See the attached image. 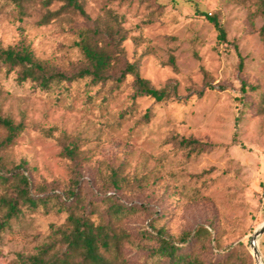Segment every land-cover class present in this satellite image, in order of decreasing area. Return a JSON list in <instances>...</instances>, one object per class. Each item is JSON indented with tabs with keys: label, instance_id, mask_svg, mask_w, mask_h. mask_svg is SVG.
<instances>
[{
	"label": "rangeland",
	"instance_id": "obj_1",
	"mask_svg": "<svg viewBox=\"0 0 264 264\" xmlns=\"http://www.w3.org/2000/svg\"><path fill=\"white\" fill-rule=\"evenodd\" d=\"M78 2L92 21L115 18L125 37L123 59L136 64L153 88L171 84L176 94L161 103L132 98L128 75L118 88H92L90 99L85 81L68 93H45L32 83L19 84L13 72H0V115L24 125L14 145L1 151L3 163L9 170L21 166L32 197L49 198L46 206L23 207L11 228L0 233V264H20L36 254L52 226L65 222L59 203L74 186L85 204L97 203L101 212L107 195L132 207L120 223L128 234L124 264H153L149 252L157 230L178 241L199 225L214 240L207 248L187 249L205 263L224 259L227 247L238 243L252 256L250 238L264 224V15L255 16L247 0ZM22 5L20 13L15 0H0V49L23 40L37 61L76 73L81 56L74 43L91 25L75 12L42 24L60 2L48 9L41 0ZM205 15L218 19L225 42ZM63 134L79 139L88 161L61 158ZM181 137L209 146L191 152L173 141ZM112 172L125 182L102 187ZM15 182L0 185V197L13 196ZM255 247L264 264V233ZM247 264L257 263L252 256Z\"/></svg>",
	"mask_w": 264,
	"mask_h": 264
},
{
	"label": "trees",
	"instance_id": "obj_2",
	"mask_svg": "<svg viewBox=\"0 0 264 264\" xmlns=\"http://www.w3.org/2000/svg\"><path fill=\"white\" fill-rule=\"evenodd\" d=\"M22 1L15 0L20 13L24 8ZM247 1L254 7L255 16L264 15V0ZM55 2H60L61 7L55 12L47 11L41 21L42 24L62 14L75 12L85 23L91 25L78 32L77 41L74 43L81 56L79 70L72 75H66L49 68L37 61L30 47L21 40L16 46L0 49V72H13L17 75L16 80L19 84L32 83L37 90L45 93L55 90L68 93L72 85L85 81V91L90 99L92 97H89L88 93L92 88L101 89L108 84L118 88L128 75L133 79L132 98L147 97L155 103H161L176 94V87L171 84L161 89L153 88L140 76L136 64L123 59L121 44L125 37L115 18L109 16L110 23H103L101 19L92 21L78 0H41L46 9ZM205 16L216 29L218 40L225 42L226 33L218 19ZM170 60L173 64V60ZM244 90L245 87H242L243 92ZM148 116L149 111L143 117L145 121H148ZM23 130V123L15 122L9 116L0 115V132L4 133L0 138V153L12 147ZM61 139L62 141H59L61 158L73 164L88 161V157L80 151L79 139H73L65 134ZM173 141L180 148L198 154L209 146L191 138H174ZM20 169L21 166H17L14 170H9L0 154V185H6L9 179L16 181L11 187L14 195L0 197V233L11 228V222L19 218L23 207L36 209L39 204L46 206L49 201L48 197L31 196L29 183ZM121 182H125L124 179H119L115 172H112L107 178L102 179L100 184L107 189H113ZM78 188L74 186L68 191V198L59 203V210L67 214L65 222L60 226H52L48 241L37 249L35 255L21 258L20 264H124L122 249L128 240V234L120 223L132 211V207L116 204L112 201V195H107L100 201L107 205L101 212L97 203L90 201L84 203ZM152 239L155 245L149 254L153 264H207L193 252V249L187 247L198 244L207 248L214 240L211 231L203 225L197 226L192 233H184L178 241L171 240L162 229L157 230ZM251 259V254L238 243L227 247L224 259H216L208 264H247Z\"/></svg>",
	"mask_w": 264,
	"mask_h": 264
},
{
	"label": "water",
	"instance_id": "obj_3",
	"mask_svg": "<svg viewBox=\"0 0 264 264\" xmlns=\"http://www.w3.org/2000/svg\"><path fill=\"white\" fill-rule=\"evenodd\" d=\"M264 233V224L261 225L250 238V247L252 250V256L257 264H262L258 250L255 248L257 238Z\"/></svg>",
	"mask_w": 264,
	"mask_h": 264
},
{
	"label": "bare ground",
	"instance_id": "obj_4",
	"mask_svg": "<svg viewBox=\"0 0 264 264\" xmlns=\"http://www.w3.org/2000/svg\"><path fill=\"white\" fill-rule=\"evenodd\" d=\"M256 248V247H255ZM257 249V248H256Z\"/></svg>",
	"mask_w": 264,
	"mask_h": 264
}]
</instances>
